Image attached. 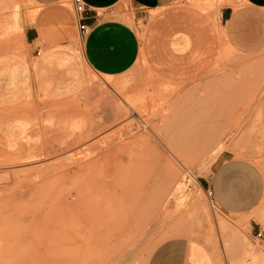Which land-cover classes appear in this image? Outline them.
I'll use <instances>...</instances> for the list:
<instances>
[{
  "label": "rangeland",
  "instance_id": "374dc122",
  "mask_svg": "<svg viewBox=\"0 0 264 264\" xmlns=\"http://www.w3.org/2000/svg\"><path fill=\"white\" fill-rule=\"evenodd\" d=\"M18 1L16 19L15 0H0V264H146L177 236L215 264H264V194L229 214L200 184L219 156L264 178V50L235 51L221 26L242 1L114 10L140 50L112 76L86 68L77 34L30 47L31 2ZM226 223L244 239L224 235Z\"/></svg>",
  "mask_w": 264,
  "mask_h": 264
},
{
  "label": "crops",
  "instance_id": "0c3cea01",
  "mask_svg": "<svg viewBox=\"0 0 264 264\" xmlns=\"http://www.w3.org/2000/svg\"><path fill=\"white\" fill-rule=\"evenodd\" d=\"M31 5L22 15L24 38L30 47L65 46L77 32V19L71 0H24ZM88 33L82 37L83 62L87 69L103 75H119L129 70L139 55L136 31L121 19L110 16L114 10H156L174 0H83ZM238 7L226 6L220 14L224 39L235 51L254 54L264 50V0H241ZM16 3V4H15ZM14 8L19 5L15 0ZM26 20V21H25ZM70 49L71 46H68ZM33 68L36 64L33 63ZM92 70V71H93ZM264 118V96L262 98ZM201 187L223 212L251 211L264 194V178L250 160L218 157L209 171L200 176ZM261 257V256H260ZM146 264H215L205 245L186 237H171L158 243Z\"/></svg>",
  "mask_w": 264,
  "mask_h": 264
},
{
  "label": "built area",
  "instance_id": "2783aa9c",
  "mask_svg": "<svg viewBox=\"0 0 264 264\" xmlns=\"http://www.w3.org/2000/svg\"><path fill=\"white\" fill-rule=\"evenodd\" d=\"M71 9L78 22L77 24L78 36L82 38L88 33V26L84 22V14L86 12L85 2L83 0H71ZM207 194L211 199L210 192H207ZM255 237L258 239L262 238L263 232L260 229H258L257 232L255 233Z\"/></svg>",
  "mask_w": 264,
  "mask_h": 264
},
{
  "label": "bare ground",
  "instance_id": "6f19581e",
  "mask_svg": "<svg viewBox=\"0 0 264 264\" xmlns=\"http://www.w3.org/2000/svg\"><path fill=\"white\" fill-rule=\"evenodd\" d=\"M16 4V3H15ZM19 8V5H16V7L14 8V12H15V15H16V19H17V17H18V9ZM24 36V35H23ZM24 38V37H23ZM104 82V81H103ZM190 173V172H189ZM190 175H191V177L192 178H195L194 177V175L192 174V173H190ZM246 222V218H245V216L244 217H241V218H239L238 219V221L236 222L237 224H243V223H245ZM228 228V230L225 228V226H224V231H223V234L224 235H227L228 233H230V234H232V235H234V236H236V237H240V238H242V239H244V236L241 234V232L238 230L239 229V227H236V225L235 226H230L229 224H225ZM221 226V225H220ZM254 249V248H253ZM260 251H262V250H260ZM259 251V253H261ZM256 253V252H255ZM264 254V253H263ZM261 255H258V257H256V258H259ZM263 257V256H262Z\"/></svg>",
  "mask_w": 264,
  "mask_h": 264
}]
</instances>
